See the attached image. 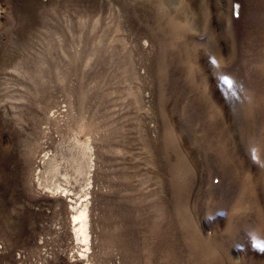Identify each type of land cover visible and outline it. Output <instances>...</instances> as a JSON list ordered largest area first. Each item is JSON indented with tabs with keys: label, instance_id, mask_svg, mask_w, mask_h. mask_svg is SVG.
I'll return each mask as SVG.
<instances>
[{
	"label": "rangeland",
	"instance_id": "374dc122",
	"mask_svg": "<svg viewBox=\"0 0 264 264\" xmlns=\"http://www.w3.org/2000/svg\"><path fill=\"white\" fill-rule=\"evenodd\" d=\"M0 264H264V0H0Z\"/></svg>",
	"mask_w": 264,
	"mask_h": 264
},
{
	"label": "bare ground",
	"instance_id": "6f19581e",
	"mask_svg": "<svg viewBox=\"0 0 264 264\" xmlns=\"http://www.w3.org/2000/svg\"><path fill=\"white\" fill-rule=\"evenodd\" d=\"M74 220L78 221V226L76 231L83 239L87 240L89 238L88 223H87V211L86 208H82L75 216Z\"/></svg>",
	"mask_w": 264,
	"mask_h": 264
}]
</instances>
